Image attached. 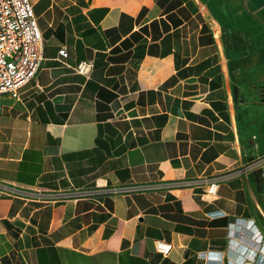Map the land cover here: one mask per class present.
Wrapping results in <instances>:
<instances>
[{"label": "crops", "instance_id": "0c3cea01", "mask_svg": "<svg viewBox=\"0 0 264 264\" xmlns=\"http://www.w3.org/2000/svg\"><path fill=\"white\" fill-rule=\"evenodd\" d=\"M30 1L44 59L3 97L0 264H264V0Z\"/></svg>", "mask_w": 264, "mask_h": 264}, {"label": "built area", "instance_id": "2783aa9c", "mask_svg": "<svg viewBox=\"0 0 264 264\" xmlns=\"http://www.w3.org/2000/svg\"><path fill=\"white\" fill-rule=\"evenodd\" d=\"M44 39L37 24V18L30 0H0V112L4 96L16 99L22 88L35 79L43 61ZM60 58L67 57L65 48L59 51ZM93 65L90 62L79 63L74 70L88 76ZM248 166H239L237 173L246 174ZM206 195L216 194L219 186L217 180H201L199 182ZM177 186L173 182L135 184L122 187H108L102 191L97 189L77 191L65 194L64 198H82L96 195L130 194L137 192L170 190ZM254 230L255 240L264 243L262 235L256 230L254 223L248 222ZM170 242L159 240L155 244L157 252L168 255L172 250ZM244 252V251H243ZM241 251V253L243 254Z\"/></svg>", "mask_w": 264, "mask_h": 264}]
</instances>
